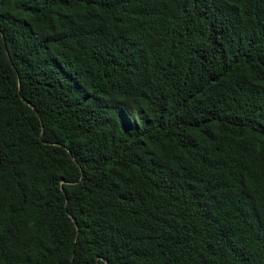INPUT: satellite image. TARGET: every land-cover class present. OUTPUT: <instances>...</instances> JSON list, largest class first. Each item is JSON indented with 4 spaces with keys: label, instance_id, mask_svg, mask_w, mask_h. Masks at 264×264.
<instances>
[{
    "label": "trees",
    "instance_id": "1",
    "mask_svg": "<svg viewBox=\"0 0 264 264\" xmlns=\"http://www.w3.org/2000/svg\"><path fill=\"white\" fill-rule=\"evenodd\" d=\"M0 264H264V0H0Z\"/></svg>",
    "mask_w": 264,
    "mask_h": 264
}]
</instances>
